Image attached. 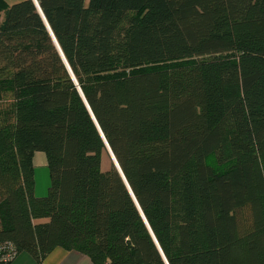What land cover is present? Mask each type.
I'll use <instances>...</instances> for the list:
<instances>
[{
  "label": "trees",
  "instance_id": "obj_1",
  "mask_svg": "<svg viewBox=\"0 0 264 264\" xmlns=\"http://www.w3.org/2000/svg\"><path fill=\"white\" fill-rule=\"evenodd\" d=\"M37 1L77 84L0 0V264H166L148 226L168 264H264V0Z\"/></svg>",
  "mask_w": 264,
  "mask_h": 264
},
{
  "label": "crops",
  "instance_id": "obj_2",
  "mask_svg": "<svg viewBox=\"0 0 264 264\" xmlns=\"http://www.w3.org/2000/svg\"><path fill=\"white\" fill-rule=\"evenodd\" d=\"M5 3V0H2ZM19 1V0H13ZM35 167V166H34ZM35 173V172H34ZM7 264H37L34 257L26 251H21ZM39 264H91L90 258L80 252L67 250L57 246L51 250Z\"/></svg>",
  "mask_w": 264,
  "mask_h": 264
},
{
  "label": "rangeland",
  "instance_id": "obj_3",
  "mask_svg": "<svg viewBox=\"0 0 264 264\" xmlns=\"http://www.w3.org/2000/svg\"><path fill=\"white\" fill-rule=\"evenodd\" d=\"M6 4L13 3V0H5ZM16 2V1H14ZM45 155L41 151H36L33 157L34 177H35V195L38 197L45 196L50 184L49 173L45 162ZM113 165V160L107 150L101 155V168L107 170Z\"/></svg>",
  "mask_w": 264,
  "mask_h": 264
},
{
  "label": "water",
  "instance_id": "obj_4",
  "mask_svg": "<svg viewBox=\"0 0 264 264\" xmlns=\"http://www.w3.org/2000/svg\"><path fill=\"white\" fill-rule=\"evenodd\" d=\"M33 1H34V3H35V5H36V7H37V9H38V11H39V13L41 14V16H42V18H43V20H44V22H45V24H46V26H47L49 32H50V34H51V36H52V38H53V40H54V42H55V44H56V46H57V48H58V50L60 51V53H61V55H62V57H63V59H64V61H65V64L67 65V68H68V70L70 71V73H71V75H72V78H73L74 81L76 82L75 77H74V75L72 74L70 67L68 66V63L66 62V60H65V58H64V56H63V54H62V52H61V49H60V47H59V45H58V43H57V41H56V39H55V37H54V35H53V33H52L50 27L48 26L45 17L43 16V13H42V11H41V9H40V7H39L38 1H37V0H33ZM76 84H77V82H76ZM79 91H80V89H79ZM80 93H81V95H82V92H81V91H80ZM82 96H83V95H82ZM88 109H89V107H88ZM89 110H90V109H89ZM90 112H91V111H90ZM92 116H93V115H92ZM94 120H95V119H94ZM95 122H96V121H95ZM96 124H97V123H96ZM97 127H98V129L100 130V128H99L98 125H97ZM100 133H101V135H102V137H103V139H104V142H105V145H106V149L109 150V151L112 153V155H113V158H114V160H113V165L116 167V169H117V170L119 171V173L121 174L123 180L125 181V183H126L128 189H129V191L131 192V194H132V196H133L134 201L136 202V205L138 206V208H139V210H140V212H141V214H142V216H143V213H142V211H141V209H140V207H139V205H138V203H137V201H136V199H135V197H134V195H133V193H132V191H131V189H130V187H129V185H128L126 179H125V176H124V174H123V172H122V170H121V168H120V166H119V164H118V162H117V160H116V158H115V156H114V154H113V152H112L110 146L108 145L107 141L105 140V138H104V136H103L101 130H100ZM143 218H144V220H145V222H146V219H145L144 216H143ZM146 223H147V222H146ZM147 226H148V224H147ZM148 228H149V230H150V233H151V235H152V237H153V239H154V241H155V243H156V245H157V247H158V249H159V251H160V253H161V255H162L163 259H164V261H165V263L168 264V262H167L165 256L163 255V253H162V251H161V249H160V247H159V245H158V242L156 241V238L154 237V235H153V233H152V231H151V229H150L149 226H148Z\"/></svg>",
  "mask_w": 264,
  "mask_h": 264
},
{
  "label": "bare ground",
  "instance_id": "obj_5",
  "mask_svg": "<svg viewBox=\"0 0 264 264\" xmlns=\"http://www.w3.org/2000/svg\"><path fill=\"white\" fill-rule=\"evenodd\" d=\"M107 151H108L109 155L111 156L112 160H114L112 153L109 150H107Z\"/></svg>",
  "mask_w": 264,
  "mask_h": 264
}]
</instances>
